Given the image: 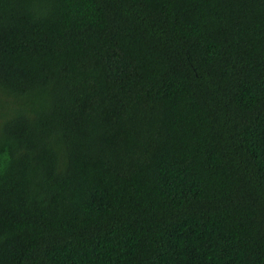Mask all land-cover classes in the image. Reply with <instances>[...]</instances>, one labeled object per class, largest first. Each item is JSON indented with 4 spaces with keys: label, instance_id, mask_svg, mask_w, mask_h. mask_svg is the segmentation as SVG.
I'll return each mask as SVG.
<instances>
[{
    "label": "trees",
    "instance_id": "trees-1",
    "mask_svg": "<svg viewBox=\"0 0 264 264\" xmlns=\"http://www.w3.org/2000/svg\"><path fill=\"white\" fill-rule=\"evenodd\" d=\"M0 264H264V0H0Z\"/></svg>",
    "mask_w": 264,
    "mask_h": 264
}]
</instances>
